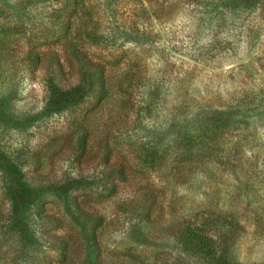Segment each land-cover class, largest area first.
Returning a JSON list of instances; mask_svg holds the SVG:
<instances>
[{"label":"rangeland","instance_id":"rangeland-1","mask_svg":"<svg viewBox=\"0 0 264 264\" xmlns=\"http://www.w3.org/2000/svg\"><path fill=\"white\" fill-rule=\"evenodd\" d=\"M245 1L233 8V0H223L220 17L212 11L200 21L184 7L172 10L156 23L154 38L147 42L82 45L106 66L110 95L102 103L90 100L82 107L84 114H77L90 129L79 175L103 174L108 146L109 164L126 173V179L116 178L114 195L100 190L77 195L85 210L105 218L99 234L105 264H173L178 249L164 229L208 210L239 220L232 248L237 262L264 264V0ZM136 7L131 0L120 5L125 13ZM198 24L202 35L195 37ZM14 45L20 55L33 46L42 53L57 52L75 82L66 44L22 38ZM127 73L143 80L126 91L122 80ZM43 75L42 67L26 76L12 113H36L46 96ZM5 77L0 76V87L7 93L21 76L10 72ZM74 119L59 115L35 126L30 147L40 166H30V172L57 180L64 172L75 175L70 152ZM186 139H193L191 146ZM146 146L159 150L156 169L140 161ZM149 202L155 203L156 222L150 228L128 211ZM8 209L0 191V212ZM48 212L64 221L61 229H51L70 241L71 261L83 264L81 239L56 198H50ZM16 248L13 239L0 241V251ZM47 257L56 262L55 252L48 250ZM37 260L44 264L41 255Z\"/></svg>","mask_w":264,"mask_h":264},{"label":"trees","instance_id":"trees-1","mask_svg":"<svg viewBox=\"0 0 264 264\" xmlns=\"http://www.w3.org/2000/svg\"><path fill=\"white\" fill-rule=\"evenodd\" d=\"M131 1L137 7L125 13L120 9L124 0H0V76L5 75L6 79L10 72L21 76L14 90L4 93L0 87V191L9 201L8 211L0 212V241L13 239L17 244L16 249L10 250L12 253L0 251L4 264H36L39 255L44 264H74L70 241L51 229H61L64 221L48 212L50 198L59 201L75 227L82 243L83 264H105L99 236L105 218L85 210L77 195L88 190L114 195L118 189L116 178L124 180L126 173L122 166L109 164L108 146L101 162L103 174L94 171L79 175L84 171L81 163L90 147V129L85 121L78 120L77 114H84L82 107L90 100L102 103L110 95L106 66L95 62L82 45L147 42L154 38L156 23L172 10L184 7L200 21L212 11L220 17L223 9V0ZM243 1L230 3L238 8ZM245 2L251 5L254 0ZM35 17L40 18V24ZM194 28L195 37H200L202 26L198 24ZM22 38L30 43L51 38L66 44L71 68L75 69V82L69 79L66 66L55 51L42 53L33 46L20 55L14 43ZM42 67L46 96L39 109L22 116L12 113L10 108L25 91L24 79ZM142 80L138 74L127 73L122 80L124 90ZM59 115L76 118L71 122L70 142L75 175L64 172L57 180L30 172L29 167L40 166L30 147L35 126ZM192 141L186 139L187 146ZM140 154L144 166L156 169L160 164L157 148L146 146ZM154 204L128 207V211L137 214L139 223L150 228L156 224L152 219ZM240 229V222L233 214L208 210L181 217L164 230L170 233L178 249V259L173 264H240L232 251ZM48 250L55 252V263L48 259Z\"/></svg>","mask_w":264,"mask_h":264}]
</instances>
